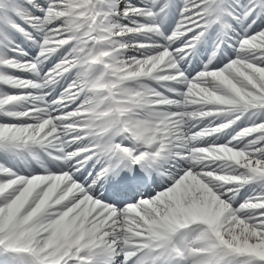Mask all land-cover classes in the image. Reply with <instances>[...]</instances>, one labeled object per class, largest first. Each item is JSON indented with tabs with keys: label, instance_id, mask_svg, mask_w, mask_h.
Wrapping results in <instances>:
<instances>
[{
	"label": "snow or ice",
	"instance_id": "snow-or-ice-1",
	"mask_svg": "<svg viewBox=\"0 0 264 264\" xmlns=\"http://www.w3.org/2000/svg\"><path fill=\"white\" fill-rule=\"evenodd\" d=\"M173 6L0 0V153L44 169L0 162V264H264V119H252L264 114V0H183L168 32ZM211 33L190 76L183 63ZM17 35L38 48L32 59ZM225 46L235 56L216 67ZM100 76L116 108L93 125ZM135 166L171 183L131 203L97 195L147 185ZM251 184L259 192L245 199Z\"/></svg>",
	"mask_w": 264,
	"mask_h": 264
},
{
	"label": "bare ground",
	"instance_id": "bare-ground-1",
	"mask_svg": "<svg viewBox=\"0 0 264 264\" xmlns=\"http://www.w3.org/2000/svg\"><path fill=\"white\" fill-rule=\"evenodd\" d=\"M173 7L170 8L167 12L166 17L164 18V27L165 30L170 32L172 28L175 27L176 22L179 19V11L178 8L182 6L183 0H172ZM17 43L20 44L21 47L25 49V51L28 52V56L24 57L23 59H32L38 52V48H36L30 41H25L23 40L22 37H19L18 35L16 36ZM217 37L215 33L209 34L208 37H206L197 47L196 52L189 57L187 63H183L184 70L186 73H188L190 76H195L196 73L200 70L203 69V66L205 63H207L208 58L211 56V52L213 50V46L215 44ZM158 43H163L162 40H157ZM179 41H177L176 45H173V47H178L179 46ZM63 51V50H61ZM129 55H138V53L134 52H129ZM235 56V52L232 48L225 46L223 49V52L221 55H218L216 59L213 61V65L216 67L223 66V64L227 63L231 58ZM57 57H53L48 63L43 65V70L47 71L48 68H50L56 61ZM11 74L13 75H18L26 79H33L34 77L32 76L31 73L28 72H16L13 70L8 69ZM103 77H98L97 80L91 85L92 92L93 94L89 97L88 103L90 104V108L88 109L89 113V119L93 122V125L96 124H103L105 123V116H102V113H98L101 110H104V107L106 106L105 100H109L110 104L114 106L113 108H116L115 104V97L110 94L111 96H105V90L103 87L100 86V81H104V79H101ZM68 81H62L60 85H58L55 89H49L46 91H50L51 95L49 99L55 98L62 90L64 87L67 86ZM177 88L183 90L182 85H176ZM6 91L16 94L19 93L23 90L20 89H12L8 88L5 89ZM110 92V90H109ZM264 114L258 113L255 117H253V120L257 119H263ZM6 118L0 117V121L5 120ZM251 123V121H244L241 125ZM201 126H204L203 124ZM226 139H228L227 136L220 135V136H213V137H208L207 142L208 143H222L225 142ZM0 159L5 160L11 167H14L17 169L20 174L25 175V174H31L32 172H40L43 173L44 169L41 168L39 165L35 163L34 160L31 159L29 156H25V158H19V157H12V156H5L4 153L0 154ZM135 171H140L141 168L139 166H135L134 169ZM143 170V169H142ZM143 174H151L154 173L159 177L160 179H166L168 177H162L159 173H157L155 170L152 172H147V171H142ZM34 174V173H33ZM146 176V175H145ZM149 177H151L149 175ZM250 187V185L246 186V190ZM244 189V190H245ZM112 191H109L107 188V183L103 188H100L97 190V195L103 197L107 202L110 203H116L118 195L116 192H114V195L111 193ZM190 215H195V210H193Z\"/></svg>",
	"mask_w": 264,
	"mask_h": 264
},
{
	"label": "rangeland",
	"instance_id": "rangeland-1",
	"mask_svg": "<svg viewBox=\"0 0 264 264\" xmlns=\"http://www.w3.org/2000/svg\"><path fill=\"white\" fill-rule=\"evenodd\" d=\"M5 71L10 72L7 69ZM103 83L104 82H101L100 84H103ZM106 84H107V82H105L103 85H106ZM109 87L111 88L110 85H109ZM108 94H110V93H108ZM105 103L107 104V106L109 105V102H105ZM105 112H106V116H108V118L110 119L114 115L115 111H114V109L108 107V108L105 109ZM260 120L261 119H257L255 121L259 122ZM248 124H249V122L247 124H243L241 126H247ZM169 183H171L170 178L158 179V180H155V182H153V180H152L149 184L144 185V186H140L138 188V190H132L130 192H127L126 193L127 198H126V200L124 202H128L134 196H136L138 198V197H141V196L154 195L156 192L161 190V186L169 184ZM257 192H259V185L258 184H251L250 187L247 190L246 189L242 190L241 196L246 199L248 196H251V195H253V194L257 193ZM237 199L240 200V202H242L240 197H238Z\"/></svg>",
	"mask_w": 264,
	"mask_h": 264
}]
</instances>
